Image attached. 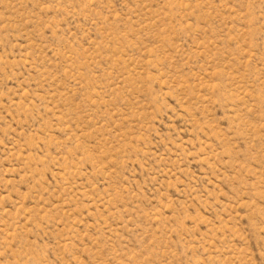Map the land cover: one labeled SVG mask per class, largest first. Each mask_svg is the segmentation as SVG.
I'll list each match as a JSON object with an SVG mask.
<instances>
[{"label":"rangeland","instance_id":"374dc122","mask_svg":"<svg viewBox=\"0 0 264 264\" xmlns=\"http://www.w3.org/2000/svg\"><path fill=\"white\" fill-rule=\"evenodd\" d=\"M0 264H264V0H0Z\"/></svg>","mask_w":264,"mask_h":264}]
</instances>
